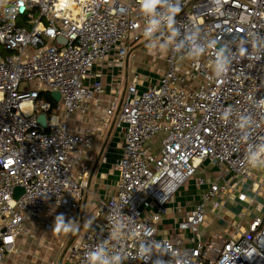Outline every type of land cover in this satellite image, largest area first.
<instances>
[{
  "label": "built area",
  "instance_id": "2783aa9c",
  "mask_svg": "<svg viewBox=\"0 0 264 264\" xmlns=\"http://www.w3.org/2000/svg\"><path fill=\"white\" fill-rule=\"evenodd\" d=\"M146 2L0 0V262L33 236L28 222L51 230L60 209L78 223L93 134L73 133L69 118L103 93L96 63L163 44L166 71L143 91L135 73L111 102L123 135L116 191L99 200L68 261L264 264V183L253 181L264 165V0ZM205 163L213 179L200 174ZM192 179L198 202L172 205ZM230 201L241 208L233 221L221 218ZM208 212L234 232L208 231Z\"/></svg>",
  "mask_w": 264,
  "mask_h": 264
},
{
  "label": "crops",
  "instance_id": "0c3cea01",
  "mask_svg": "<svg viewBox=\"0 0 264 264\" xmlns=\"http://www.w3.org/2000/svg\"><path fill=\"white\" fill-rule=\"evenodd\" d=\"M159 45L157 44L156 46L160 47V49L163 48ZM157 47L156 51L152 53V61H157L158 63L160 59L156 57L159 54V52L157 53ZM140 49L143 50L142 47L137 48L136 57L130 60L138 62L137 66L144 69L142 65L144 63L150 64V58L145 62L144 56L139 52ZM161 51L165 54L167 48L164 46ZM130 60L126 59L124 62H117L116 56L111 55L105 60L98 61L93 69V74H102L103 93L98 95L95 100L90 101L86 113L76 112L69 118V127L73 133H83L89 130L93 134V143L85 149L82 158V164H86L89 167L90 176L88 191L84 193L78 223L76 222L72 225L66 213L60 209H55L50 217L49 221L53 224V229L51 230L45 228L44 222H28L27 228L32 232L33 236L29 237L24 234L19 236L16 250L9 254L0 264H70L66 252L72 244L79 242L83 236L82 234L79 240L72 239L74 236H77L80 229V227L78 229V225H85L87 229L89 225V220L87 219L96 210L94 208L98 205L99 200L106 199L116 191L119 176L114 165L122 153L123 135L122 128L119 126L117 113L110 117L107 112L114 98L117 97L119 102L122 100L128 86L133 81L135 75L131 76L129 81L126 77L125 87L122 89V76L120 72L124 64L128 67ZM136 70L135 73L140 76ZM164 71L161 73H164ZM161 73L149 75V81L143 80V85L139 86V90L143 91L147 88L150 83L161 76ZM93 82L94 78H90L86 81V84L91 85ZM208 166L212 167V171L207 168ZM200 174L213 179L217 175V168L207 163L204 168H201ZM194 194L190 201L191 205L181 204L188 211L199 200L197 194ZM165 224H173L172 219L166 220ZM58 227L59 231H57ZM216 232L221 231L217 230ZM160 235L164 234L161 233Z\"/></svg>",
  "mask_w": 264,
  "mask_h": 264
},
{
  "label": "rangeland",
  "instance_id": "374dc122",
  "mask_svg": "<svg viewBox=\"0 0 264 264\" xmlns=\"http://www.w3.org/2000/svg\"><path fill=\"white\" fill-rule=\"evenodd\" d=\"M160 45H161V47L164 48L163 44H160ZM156 47L157 46H153L150 49H145L142 47L143 50L142 49L139 50L140 54H142L144 56L143 59L145 60V62L148 61L150 58V64L144 63L142 65L144 67V69H142L140 66H137L138 62L136 63L134 60L129 61L128 67H126V65L124 64V67L121 69V72H120L121 76H122V83H121L122 89L125 87L126 77L128 78V81H129L131 76H133L135 74L136 69H138L136 71L141 76V79L146 80V81H149V79H150L149 75L152 76V74H155V73L157 74L158 72L161 73L166 69L167 64H166V61L164 59L158 60V61H160L158 63H157V61L156 62L152 61V58H153L152 53L156 51ZM163 48L160 49V47H157V49H158L157 53L158 52L164 53L163 51H161ZM139 52H138V56L140 58ZM165 64H166V66H165ZM145 71L148 73H146ZM149 72H151V73L149 74ZM162 74L163 73H161V75ZM206 165H207V163H205L202 168H204ZM207 168L212 171V167L208 166ZM263 180H264V165H259L256 168V170L254 171L253 181H257L259 183H262ZM249 185H252V181L249 183ZM244 191H246L248 194H250V192L247 191L246 188L244 189ZM194 192H195V194L198 193V191H196V187H195V180L192 179L187 184H185L184 186H182L181 188L178 189V191L172 197V205H176V204L177 205L178 204H180V205L181 204L191 205L190 201H191V198L193 197ZM261 199L262 198H258L257 202L264 204V199L263 200H261ZM97 206L98 205H96V207ZM96 207L94 209H96ZM88 208H89V206H88ZM240 209H241L240 207L236 206L235 203L230 201V202H228V204L226 206V210L221 213V218H224L225 220L233 221L234 218L232 217V215L233 214L236 215L240 211ZM251 211H254V207H252ZM250 218H251V214H248L246 219L248 220ZM216 219L217 218H215L210 212H208V214L206 216V227H207L206 229H208V231L215 232V230L216 231L222 230V231H225L227 234L234 232V229L232 227H230L228 225H224L220 222V219H217V220ZM235 222L237 223V221H235ZM169 226H170V224H165L164 222H162L161 227H159V228L161 230H168ZM79 227H80V229H79ZM78 229L79 230H78L77 236L76 237L74 236L72 239L79 240V237L82 236L83 232L86 229V226L85 225H81V226L78 225ZM68 232H71V231H68ZM66 253H67V257H68V251Z\"/></svg>",
  "mask_w": 264,
  "mask_h": 264
},
{
  "label": "water",
  "instance_id": "95a60500",
  "mask_svg": "<svg viewBox=\"0 0 264 264\" xmlns=\"http://www.w3.org/2000/svg\"><path fill=\"white\" fill-rule=\"evenodd\" d=\"M52 97L54 98V100L56 102H60V100H61V94L59 92L52 93ZM38 121L44 128H46L47 121H46V115L45 114L39 115ZM23 192L24 191L21 188L16 189V191H15L16 198H18L21 194H23Z\"/></svg>",
  "mask_w": 264,
  "mask_h": 264
},
{
  "label": "clouds",
  "instance_id": "9594fccd",
  "mask_svg": "<svg viewBox=\"0 0 264 264\" xmlns=\"http://www.w3.org/2000/svg\"><path fill=\"white\" fill-rule=\"evenodd\" d=\"M156 2L157 0H147L145 7H152ZM241 199H246V197L242 196ZM57 231H59V227L57 228Z\"/></svg>",
  "mask_w": 264,
  "mask_h": 264
},
{
  "label": "trees",
  "instance_id": "16d2710c",
  "mask_svg": "<svg viewBox=\"0 0 264 264\" xmlns=\"http://www.w3.org/2000/svg\"><path fill=\"white\" fill-rule=\"evenodd\" d=\"M47 99H49L52 103H54V106H55V102H54L53 99L51 98V95H50V94L47 95Z\"/></svg>",
  "mask_w": 264,
  "mask_h": 264
}]
</instances>
